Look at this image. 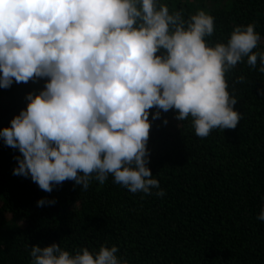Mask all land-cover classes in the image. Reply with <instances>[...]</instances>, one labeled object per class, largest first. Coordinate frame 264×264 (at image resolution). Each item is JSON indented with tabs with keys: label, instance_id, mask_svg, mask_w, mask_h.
Wrapping results in <instances>:
<instances>
[{
	"label": "clouds",
	"instance_id": "obj_1",
	"mask_svg": "<svg viewBox=\"0 0 264 264\" xmlns=\"http://www.w3.org/2000/svg\"><path fill=\"white\" fill-rule=\"evenodd\" d=\"M214 27L206 11L185 20L161 0H0V88L47 78L0 130L21 154L13 175L48 193L68 180L87 191L111 175L132 193L163 197L148 167L149 110L153 120L161 110L191 117L200 138L235 129L242 114L226 73L245 57L253 68L259 59L264 73V52H253L261 40L255 24L237 25L227 43L213 45L205 38ZM55 203L42 198L37 206ZM256 219L264 221V206ZM119 252L30 248L31 264H130Z\"/></svg>",
	"mask_w": 264,
	"mask_h": 264
},
{
	"label": "trees",
	"instance_id": "obj_2",
	"mask_svg": "<svg viewBox=\"0 0 264 264\" xmlns=\"http://www.w3.org/2000/svg\"><path fill=\"white\" fill-rule=\"evenodd\" d=\"M187 20L199 10L214 17L205 39L227 43L237 25L255 24L264 52V0H161ZM161 49L157 55L163 54ZM240 76L244 81L237 83ZM47 78L0 88V130L26 109ZM228 91L242 114L235 129L200 138L191 117L169 110L153 120L147 147L163 197L132 193L114 182L92 180L87 191L68 180L45 192L30 177L13 175L18 149L0 139V264H31L30 248L53 243L75 254L116 245L130 264H264V73L247 57L226 73ZM167 119L168 123L164 124ZM155 189L153 193H155ZM55 200L37 206V201Z\"/></svg>",
	"mask_w": 264,
	"mask_h": 264
}]
</instances>
